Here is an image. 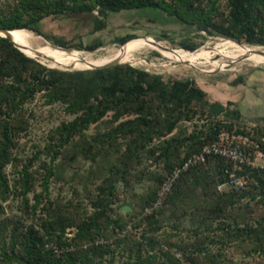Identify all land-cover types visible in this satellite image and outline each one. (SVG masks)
<instances>
[{
  "label": "rangeland",
  "instance_id": "obj_1",
  "mask_svg": "<svg viewBox=\"0 0 264 264\" xmlns=\"http://www.w3.org/2000/svg\"><path fill=\"white\" fill-rule=\"evenodd\" d=\"M2 28L95 55L129 34L210 54L192 64L149 50L139 64L60 67L0 33V264H264V168L243 192L220 190L223 162L207 159L156 206L174 166L203 143L223 131L264 136V63L226 43L264 50V0H0ZM130 67L164 86L130 93L124 83L109 95ZM98 69L112 75L98 80ZM176 80L205 94H172Z\"/></svg>",
  "mask_w": 264,
  "mask_h": 264
},
{
  "label": "bare ground",
  "instance_id": "obj_2",
  "mask_svg": "<svg viewBox=\"0 0 264 264\" xmlns=\"http://www.w3.org/2000/svg\"><path fill=\"white\" fill-rule=\"evenodd\" d=\"M2 34L5 35V33ZM8 36L27 55L41 57L49 61L51 65L60 67L94 68L111 63L125 62L139 64L146 60L137 56V53L149 50H158L165 54H173L175 59L186 60L192 64L199 58L206 57L210 54V52L205 49H199L197 51L170 49L161 42L143 38L141 40L134 39V41L123 45L119 49L109 50L104 55H95L94 53H83L74 49L65 50L53 46L50 43L35 47L30 40L32 33L26 29L10 30ZM226 43L235 47V52L232 53L237 58H246L256 63H264V50L242 46L235 42L228 41Z\"/></svg>",
  "mask_w": 264,
  "mask_h": 264
},
{
  "label": "built area",
  "instance_id": "obj_3",
  "mask_svg": "<svg viewBox=\"0 0 264 264\" xmlns=\"http://www.w3.org/2000/svg\"><path fill=\"white\" fill-rule=\"evenodd\" d=\"M213 157H220L228 163L224 168L225 179L219 185L220 190L228 188L237 192L244 191L250 185L248 175L242 173L245 166L264 168V149L258 140L247 133L223 131L215 140L204 144L200 151L190 155L183 165L173 169L159 190L160 197L156 206L162 203L164 195L172 189L183 171ZM147 209L150 210V207Z\"/></svg>",
  "mask_w": 264,
  "mask_h": 264
},
{
  "label": "trees",
  "instance_id": "obj_4",
  "mask_svg": "<svg viewBox=\"0 0 264 264\" xmlns=\"http://www.w3.org/2000/svg\"><path fill=\"white\" fill-rule=\"evenodd\" d=\"M252 1H260V0H246L247 3H252ZM105 7L110 9V10H113V11H121L123 9V6L119 3H113V2H106L105 3ZM8 28H14L13 26H9ZM248 27L247 25L243 24L239 29L238 31L239 32H246L248 33L247 30ZM135 36L133 35H127V36H124L122 38H119V42L121 43H126L133 40ZM132 38V39H131ZM130 39V40H128ZM249 42H254L251 38H248ZM7 40V39H6ZM128 40V41H127ZM127 41V42H126ZM60 45H63L62 43ZM125 45V44H124ZM185 48L187 49H190V50H195L197 48L196 45H191V44H183ZM98 46H100L99 42H94L92 45H89V46H85L84 43L80 44L78 46V48L82 49V48H87V49H90V50H93V49H96ZM57 47V46H56ZM60 48V47H58ZM21 58L25 61H30L32 60L29 56L25 55L24 53H21ZM129 71H130V74H129V81H126V80H122V78H117V76H112L111 77V83L109 84L108 87H105V90L107 91V93L111 96H115L118 91L122 88V85L124 83H127L128 84V88H127V92H130V93H134V92H137V91H140L142 93H149V92H156L157 89L160 87V86H164L163 82L161 80H158V78H152L147 72H144V71H138L136 70L135 68L133 67H130L129 68ZM110 75H112V73L108 70V69H98L96 70V77L98 80H101V81H107L110 77ZM191 82L188 81V80H185V81H180V80H176L173 85L171 86V90H168L170 93L173 94V92H178L180 89L188 92V93H191L194 97H200V95H204L205 93L199 89L198 87H194V86H191ZM103 112H100L99 115H101ZM98 116H96L95 118H97ZM241 133H247V134H250L254 139L258 140L261 144H262V148L264 149V136H260L258 134V130H252L250 132H241ZM216 137L213 139L215 140ZM212 140V141H213ZM206 144L203 143L200 148L198 150H196L195 152H198L202 149L203 145ZM193 152V153H195ZM193 153L187 155L183 161L181 162L180 166L183 165V163L185 162V160L190 156L192 155ZM211 159H216L218 161H222L223 164H222V174H223V181L225 179V173H224V168L228 165V163L220 158V157H213V158H208V160H211ZM207 161V160H206ZM4 164V157L3 156H0V168L1 166ZM203 163H200L199 165H201ZM198 166V165H196ZM194 166V167H196ZM177 167V166H176ZM175 168V166H174ZM193 168V167H191ZM191 168H189L188 170H190ZM259 168H253V167H250V166H245L244 170L242 173L248 175L249 179H250V174L252 172H254L255 170L258 171ZM187 171V170H186ZM233 192H237V191H234L232 190ZM243 192V191H241Z\"/></svg>",
  "mask_w": 264,
  "mask_h": 264
},
{
  "label": "water",
  "instance_id": "obj_5",
  "mask_svg": "<svg viewBox=\"0 0 264 264\" xmlns=\"http://www.w3.org/2000/svg\"><path fill=\"white\" fill-rule=\"evenodd\" d=\"M0 33L2 34V33H5V37H7V38H9L10 39V37L8 36V34L10 33V29H5V28H2V29H0ZM3 35V34H2ZM13 41V40H12ZM14 42V41H13ZM15 43V42H14ZM16 44V43H15ZM17 45V44H16ZM18 46V45H17ZM19 47V46H18ZM20 48V47H19ZM21 49V48H20ZM32 57H34V56H32ZM114 64H116V63H111V64H108V65H103V66H98V67H94V68H101V67H109V66H112V65H114ZM124 210L125 211H128L129 210V208H128V206H126V207H124Z\"/></svg>",
  "mask_w": 264,
  "mask_h": 264
},
{
  "label": "crops",
  "instance_id": "obj_6",
  "mask_svg": "<svg viewBox=\"0 0 264 264\" xmlns=\"http://www.w3.org/2000/svg\"><path fill=\"white\" fill-rule=\"evenodd\" d=\"M260 115H261V114H260L259 109H256V110L253 112V114L251 115L252 118H253V121H252L253 125H256L257 120H259V118H260ZM255 117H257V118H255Z\"/></svg>",
  "mask_w": 264,
  "mask_h": 264
}]
</instances>
